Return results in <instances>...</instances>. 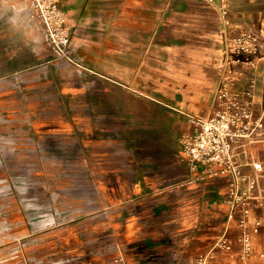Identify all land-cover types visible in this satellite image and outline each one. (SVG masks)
Segmentation results:
<instances>
[{"label": "crops", "instance_id": "1", "mask_svg": "<svg viewBox=\"0 0 264 264\" xmlns=\"http://www.w3.org/2000/svg\"><path fill=\"white\" fill-rule=\"evenodd\" d=\"M226 2L228 23L218 0H57L66 16L73 55L85 67L57 57L41 26L45 42L37 49L41 61L31 77L23 73L17 90L29 106L47 99L44 104L49 109L54 97L56 105L62 103L67 110L56 115L46 110L43 119L28 120L147 124L154 111L172 143L163 159L151 160L131 144L129 175L115 176L121 168L113 165L105 169L113 176L96 178L105 188L95 209L79 215L80 226L71 221L64 227L33 221L31 232L43 235L34 241L30 264H191L225 229L233 240V253L219 255L209 264H264V206L251 202V213L260 223L251 235V254L240 258L237 214L227 217L229 178L191 170L179 143L180 134L193 129L186 114L210 112L227 56L238 60L233 66L238 70L233 89L251 90L252 112L264 123V40L249 61L248 55L226 49L227 36L243 30L264 33V0ZM37 71L44 81L32 80ZM44 83L54 85V96L42 89L38 95L29 94ZM1 90L8 97L7 85ZM5 144L0 139V195L6 206H12L6 197L15 193V214L22 217L20 180L2 165ZM235 151L241 171L259 175L264 184V125L257 139ZM253 163H260L261 170ZM22 224V218L17 220L15 231L21 250L27 244ZM8 228L0 226V232ZM19 262L27 264L24 258Z\"/></svg>", "mask_w": 264, "mask_h": 264}, {"label": "rangeland", "instance_id": "2", "mask_svg": "<svg viewBox=\"0 0 264 264\" xmlns=\"http://www.w3.org/2000/svg\"><path fill=\"white\" fill-rule=\"evenodd\" d=\"M41 32L32 0H0V139L7 143L1 145L2 165L14 180H20L23 192H19L18 197L24 208L22 217L16 216L15 193L6 197L9 202L12 200V206H6L7 201L0 195V226L10 228L8 232H0V264H19L21 258L30 264L35 256L34 241L43 235L30 230L37 219L50 226L64 227L70 221L80 226L79 215L95 209L96 198L105 188L96 178L113 176L105 170L113 165L121 168L115 176L129 175L127 163L131 144L137 145L144 159L151 160L154 157L163 159L172 143L161 116L154 111L147 124L138 121H29L33 116L43 119L47 116L46 110L53 115L66 114L67 110L62 103L56 105L54 97L49 101L52 102L49 109L44 104L47 99L43 104L29 106L28 99L22 97L23 92L17 90L23 73L31 77L34 65L41 61V53L37 51L39 46L45 45ZM32 80L44 81L39 78L38 71ZM5 85L8 97L3 95L5 90H1ZM52 88L54 85L44 83L41 87L34 86L29 94L38 95L41 89L44 94L50 90L53 94ZM36 101H40L38 96ZM169 125L166 128H170ZM167 158L171 160L172 157ZM21 218L24 241H27L22 250L19 248L20 234L15 233L17 220Z\"/></svg>", "mask_w": 264, "mask_h": 264}, {"label": "built area", "instance_id": "3", "mask_svg": "<svg viewBox=\"0 0 264 264\" xmlns=\"http://www.w3.org/2000/svg\"><path fill=\"white\" fill-rule=\"evenodd\" d=\"M218 1L223 20L228 23L227 2ZM32 2L44 30V39L55 55L78 67H85L73 55L66 16L57 0ZM262 40L264 33L260 29L240 31L226 37L227 53L232 49L246 54L249 61L262 45ZM237 61L230 56L224 57L210 112L206 115L187 113L193 129L181 133L179 143L181 154L191 170L200 169L206 175H226L229 178L225 200L228 205L227 217L237 214L239 257L245 258L251 254V235L258 230L260 223L251 213V202L254 200L258 205L264 206V184L260 182L259 175L241 171L235 148L246 141L257 139L264 123L261 117L254 116L252 112L251 90L233 89L238 73L233 66ZM253 167L261 170L260 163H253ZM232 253L233 240L225 229L205 251L194 257L191 264H209L219 255Z\"/></svg>", "mask_w": 264, "mask_h": 264}]
</instances>
